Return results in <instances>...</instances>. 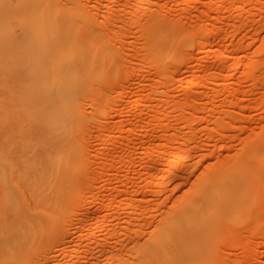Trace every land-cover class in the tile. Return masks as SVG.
Segmentation results:
<instances>
[{"label": "bare ground", "instance_id": "obj_1", "mask_svg": "<svg viewBox=\"0 0 264 264\" xmlns=\"http://www.w3.org/2000/svg\"><path fill=\"white\" fill-rule=\"evenodd\" d=\"M202 1L172 0L168 8L165 0H0V42L11 52L2 66L14 69L18 98L12 115L0 118V125L12 121L19 130L20 142H15L19 154L13 158L22 168L8 158L12 143L9 135H4L5 157L0 163L1 264L6 259L26 262L37 240V228L46 224L56 228L49 244L76 233L74 240H66L69 246L64 247L67 252L59 263L49 258L54 255L52 249L40 250L46 257L45 261L42 258L44 262L54 260L50 264H193L205 258L207 247L220 232L229 241L226 245L238 247V254H242L240 258L219 255L222 263H261L264 250L257 249L259 242L253 237H261L264 247V123L257 131L241 127L243 132L248 131L240 143L236 142L237 147L232 144L236 136L228 128L231 121L240 119L236 116L241 105L238 95L246 92L240 83L249 81L253 88L264 86V34L256 36L254 51L239 53L250 32L246 27L253 24L254 16L249 20L248 12L254 9L258 22L264 21L260 18L264 0ZM65 4L73 10L68 18L77 24L84 82L81 88L79 83L69 82L68 67L61 57ZM192 7L202 8L197 19L188 16ZM170 9L176 14L168 17ZM192 17L198 22L188 27L184 22ZM16 25L23 31L22 45L11 43L10 30ZM259 29L255 26L254 30ZM240 30L244 35L236 39ZM218 37L228 41L226 53L214 59L212 71L206 69L208 73L196 68L202 71L196 74V69L189 67L190 74L184 79L187 95L177 100L170 93L175 99L171 102L166 89L169 74L175 69L172 62L187 63L196 58L202 63L204 53L217 48ZM232 53H239V60L245 62L241 60L244 63L238 65L240 61L228 57L234 60L227 63ZM127 60H137L134 63L138 65L124 66ZM223 68L225 72L220 75ZM149 70L155 73L153 83H149ZM234 71L240 75L236 86H231V80L229 86L214 84L219 75L226 81L234 78ZM122 82L132 98L124 108H134L130 111L135 113L124 123L110 124L105 118L117 103L112 101L110 91ZM135 83L142 88L149 86L147 92L131 90L130 85ZM199 86L209 90H202V103L196 107L193 103L198 96L193 90ZM120 93L123 96L124 92ZM156 93L164 95L158 94L164 97L159 100L161 104H153ZM221 95L216 103L214 98ZM77 96L84 99L78 109ZM252 103L259 118L264 117V96ZM85 134L91 141L92 137L97 139L99 150L93 152ZM232 145L234 153H224ZM191 155L197 158L190 163L187 160ZM76 156L81 158L78 164ZM186 161L192 164L191 170L183 167L187 173L182 174L189 178L176 179V183L187 184L178 188L179 193L177 190L168 206L167 185L172 180L175 183L179 168L188 167ZM193 168L198 173L190 178ZM254 183L256 196L250 206L255 210L250 209L251 217L243 219ZM148 195L157 200L154 205L159 209V217L154 223L151 220L152 224V215L144 214L148 204H140ZM96 203L98 206L89 213L87 207ZM61 205L64 210L60 212ZM145 219L151 225L148 231L141 229ZM248 219L254 222L244 235L242 224ZM64 226L65 234L60 231Z\"/></svg>", "mask_w": 264, "mask_h": 264}, {"label": "rangeland", "instance_id": "obj_2", "mask_svg": "<svg viewBox=\"0 0 264 264\" xmlns=\"http://www.w3.org/2000/svg\"><path fill=\"white\" fill-rule=\"evenodd\" d=\"M161 3H164V0H159ZM166 2L165 3H167L168 5V8H170L171 7V4L169 3V2H171L172 0H165ZM204 1H206V0H203L202 2H204ZM226 1V0H225ZM228 1V0H227ZM200 4H201V2H200ZM169 5H170V7H169ZM203 5H205V3H202V7H203ZM200 7H201V5H200ZM198 8V7H192L191 9L189 8L188 9V11L189 10H191V11H189L191 14H189L188 16H196V19H197V17L199 16H197V14H200L201 13V10L200 9H202V8ZM247 7V5H245V8ZM173 8V7H172ZM195 8V9H194ZM196 8H198V9H196ZM248 8H250V5H249V7ZM247 9V8H246ZM64 10H65V13H66V19H65V21H64V31H63V36H62V38H63V43H64V48L62 49V55H61V57H62V62L64 63V65L66 66V67H68V73H69V75H70V79H69V82H71V83H74V84H78L79 83V85H78V88H81V85H82V83H84L83 81H82V79H81V75H80V69H81V65H80V55H81V52H80V50L77 48V37H76V28H77V24H76V21H71L70 20V18H68V14H70V12H72L73 10H71L70 8H69V5L68 4H65L64 5ZM224 10V12L225 13H227L228 11L227 10H225V9H223ZM253 10L254 9H251L250 8V12H248V16H254L253 18L255 19V22H254V19H253V24H251L250 22H248V26L246 27V29L248 28L249 29V31L251 32H247L246 30H244L245 32H247L246 33V35H245V37L247 38V41L245 42L246 43V46L245 45H243L242 47L244 48L245 47V49H243V48H241V49H239V53H240V55L241 54H243V52L245 51V52H248V53H251L252 51H254V49L256 48V44L258 43V40H257V35H259V36H262L263 34H264V21L262 22L261 20H260V23L258 22V17H259V15L257 16L256 14H255V12H253ZM227 11V12H226ZM252 11V12H251ZM187 12V11H186ZM200 12V13H199ZM224 12L222 13V11H221V13L222 14H224ZM230 12V11H229ZM228 12V13H229ZM168 15L166 14V16H171V14L170 13H173V15L172 16H174L176 13H175V11H173V12H171V9H170V12H169V10H168ZM175 13V14H174ZM188 13V12H187ZM217 13V12H216ZM231 13V12H230ZM251 13V14H250ZM253 13L256 15H253ZM183 14H185L184 12H183ZM218 14V13H217ZM217 14H215V12H214V14L213 15H217ZM187 15V14H186ZM201 15V14H200ZM226 15H230V14H226ZM247 16V18L249 19V20H252L251 19V16L250 17H248ZM261 16V15H260ZM261 19H264V13H262V16L260 17ZM259 18V19H260ZM191 19V18H190ZM187 20L188 22H184V23H186V25H188V27L190 26V25H192L193 26V24L195 23V21H196V19H195V17L193 18L192 17V20ZM239 21V20H238ZM238 21L236 20L235 22H237L238 23ZM241 21H242V19H241ZM256 21H257V23H256ZM196 22H198V21H196ZM240 22V21H239ZM262 22V23H261ZM254 23H255V25H254ZM196 24V23H195ZM258 24V25H257ZM251 25H253V27L254 28H252V26ZM255 26H256V30H258V28L259 27H261V30L258 32V31H255L254 29H255ZM191 27V26H190ZM243 31V32H244ZM258 34H257V33ZM135 35H138V33L136 32L135 33ZM242 35H244L243 33H242V31L240 30L239 32H237L236 34H235V38L236 39H239ZM10 36H11V38H12V42L11 43H13L14 45H22L23 43H24V41H25V38H24V35H23V31H22V29H21V25H16V26H12V29L10 30ZM246 38H245V40H246ZM128 39V38H127ZM226 46H228V41H226V40H222V37H218L217 38V48H215L214 50H210V52L208 51V53H204L205 55H206V58L203 60V62L202 63H198V61L196 60V58H194V60H191V61H188L187 63H183L181 60H175L174 62H172V64L175 66V69H174V71H171L170 72V74H169V83L167 84L168 85V89H166V90H169V91H167V92H169V96H170V93H171V95H172V97H174V98H177V100L178 99H180V100H182L186 95H187V93H188V91H187V89H186V86H185V80L187 79L186 77H188V75L190 74V71L188 70V69H190L189 67H193V70L194 69H202L203 70V72L202 71H200V73L198 72L199 70H194V73H196V74H201V72L204 74L205 73V71H206V73H208V70L209 71H212V64L214 63L213 61H214V59H217L218 57L217 56H221V54H225L226 52H225V48H226ZM128 53L129 52H133V50L132 51H130V50H126ZM222 52H225V53H222ZM244 52V53H245ZM193 53L196 55V54H198V52H197V50H193ZM201 53H203V52H201ZM221 53V54H220ZM239 53H237L236 54V56H234L235 55V53L233 54H231V56H227V58L226 59H228V57L229 58H231V57H235V61L237 60V62L238 61H240V62H238V65H242V63H244L245 61L243 60V59H241L240 58V60H239ZM220 54V55H219ZM250 55V54H249ZM6 57V58H5ZM10 57H11V52L8 50V48H7V46H5L3 43H1L0 42V118H2V117H4V116H10V115H12V112H13V109L14 108H16L17 106H16V102H17V100H18V98H16L17 97V95H16V93H15V81H16V73H14V69H11V66H8V65H6V66H2L3 65V63H4V58H5V60L7 59V58H9L10 59ZM217 57V58H216ZM232 60H234V58L232 59ZM232 60H229L228 59V61H226L227 63L228 62H230V61H232ZM244 61V62H242V61ZM137 60H132L131 61V63L130 62H128V60L127 61H124L123 62V65L124 66H132V65H138V64H136V63H138V61L136 62ZM134 62H136V63H134ZM227 63H223L224 65L225 64H227ZM241 63V64H240ZM126 64H128V65H126ZM223 65V66H224ZM150 69H152V68H150ZM206 69H208V70H206ZM211 69V70H210ZM197 71V72H196ZM149 73H147V75L151 78V80H150V82L149 83H153L154 81H155V73H154V71L153 70H149L148 71ZM225 72V68H223V72L221 71L220 72V75H221V73H222V75H223V73ZM234 73V75H233V77L235 78H229V79H227V81H226V79L224 78V76H220L219 75V78H216V80H214V82L216 81V83H214V84H218L217 86L219 87H221V86H223L222 84H224V83H226L225 85H227V86H229L228 85V83L230 82H232V85L231 86H236L237 85V81H236V79H237V77H238V75H239V73H238V71H234L233 72ZM159 76L161 77V76H163L162 74H159ZM240 76V75H239ZM221 77V78H220ZM222 77H223V79H222ZM185 79V80H184ZM223 80H225V82L223 81ZM229 80H231V81H229ZM157 81V80H156ZM229 81V82H228ZM228 82V83H227ZM122 85H120V86H118L116 89H112L111 91H110V95H111V98H112V101L114 100L115 102H117V103H114V104H116V105H114L115 107L113 108V110H112V112H111V115H109L108 117H106L105 118V120H106V122H110V124L113 122V123H124V121H126L127 120V118H129L128 116L129 115H132V112L133 111H130V109L128 110V111H130V112H128L127 111V109H125L124 108V106H127V104L129 103L130 104V102H131V95H130V93H129V87H127V85L125 84V82H122L121 83ZM214 84H212V85H214ZM219 84H221V85H219ZM248 84H250L249 83V81H242V84L240 83V87H241V89H243V91H246L245 93H243V92H241L240 91V93H239V95H238V97H239V102H238V106L240 105V107L238 108V110L240 111V112H237L236 114V116L238 117V118H240V119H235L236 121H231L229 124H230V127L228 128V132L229 133H232V134H234L235 136H236V139H234L235 138V136H233L232 137V139L231 140H233L234 139V141H232V142H230V144L232 143V144H234V146L235 147H237L236 146V144L237 143H240V140H241V138H243L247 133V131L249 130V128H252V129H254L255 131H257L259 128H260V126L264 123V117H261V118H259V115H258V110L257 109H255V108H253L252 107V105H253V99H257L258 97L259 98H262L263 96H264V86L262 87H257V86H255V87H257V88H253L251 85L249 86ZM215 85V86H216ZM264 85V84H263ZM131 87H130V89L131 90H133V89H138L139 91H140V93L141 92H144V93H146L147 92V90H148V87L149 86H146V87H144V88H142V86H140V85H137L136 83H135V85L133 84V85H130ZM203 88H200V86L197 88H195L194 90H193V94H195V95H197L198 96V98L196 99V101H194V105L196 106V107H199L200 106V104L202 103V97H201V92L203 93V91H206V90H209V89H206V87L205 86H202ZM166 88V87H165ZM250 88V89H249ZM252 89V90H251ZM203 90V91H202ZM247 90H249V91H247ZM119 91V92H118ZM120 92H124V94H123V96H120V95H122ZM195 92V93H194ZM248 92H249V94H248ZM119 93V94H118ZM127 94V95H126ZM157 94V95H156ZM155 95V97H154V100L156 101H153V104L154 103H157L158 104V102H159V100H160V98H164V97H162V96H160V98L158 97L159 95H163V94H160V93H156ZM159 94V95H158ZM246 94V95H245ZM125 95V96H124ZM247 95H249V96H247ZM164 96V95H163ZM168 96V99L169 98H171L172 100H171V102L173 101V100H175L174 98H172L171 96L169 97ZM78 97V96H77ZM166 97V96H165ZM222 97V95L221 96H216L215 98H214V100H216L215 102L216 103H218L219 102V100L218 99H220ZM79 98V97H78ZM157 99V100H156ZM205 99V97H203V100ZM218 100V101H217ZM242 100V101H241ZM66 101V100H65ZM113 101V102H114ZM83 103H84V99H83V97H81V98H79V100L77 101L76 100V103H75V106H77V109L78 108H81L82 106H83ZM160 104L162 103V101H160L159 102ZM170 104V103H169ZM63 105H66V104H63ZM112 106V105H111ZM109 107V106H108ZM159 107H160V105H159ZM161 107H163V106H161ZM245 108V109H244ZM253 108V109H252ZM159 109H161V108H159ZM87 111H89L90 110V107H88L87 109H86ZM131 110H134V108L133 109H131ZM237 110V111H238ZM257 111V112H256ZM133 113H135V112H133ZM239 113H242V114H239ZM240 115H242V116H240ZM258 115V116H257ZM251 116V117H250ZM256 117V118H255ZM259 120H258V119ZM245 119H247V121L245 120ZM1 124V123H0ZM246 124V125H245ZM247 125H249V127L247 126ZM252 125V126H251ZM245 128L244 130H246V129H248L247 131H242L243 129H240V128ZM247 127V128H246ZM13 132V134L12 135H10L8 132ZM19 130L16 128V126L13 124V122L12 121H9V122H7V123H4L3 122V124L2 125H0V163L2 162V158H4L5 157V140H4V138H3V136L4 135H9V137H10V141H11V143H12V150H11V154H10V157H8L9 159H10V161H11V163L12 164H14L16 167H20V170L22 169L21 168V164H20V162H19V160H16V159H14L13 158V156H15L16 158H18L17 157V155L19 154V151H18V147L16 146V144H15V142H20V134H19V132H18ZM78 132H79V130H78ZM92 134H93V132H92ZM199 134V133H198ZM88 135V136H87ZM201 134H199V136H200ZM87 136V138L86 139H88V141L90 142V143H92L91 144V148H92V150H93V152L94 151H97V150H99V148H100V146L98 145V144H96L98 141H97V139L95 140V138H94V140H93V137H92V141L90 140V137L91 136H89V134H85V137ZM138 136V135H137ZM237 136H238V138H237ZM139 137V136H138ZM239 137H240V139H239ZM199 139H203V135L199 138ZM239 141H238V140ZM237 142V143H236ZM228 143V142H227ZM192 144V143H191ZM229 144V145H230ZM238 145V144H237ZM210 146V145H209ZM233 146V145H232ZM234 146L233 147H231L230 146V149L228 150V151H223L224 153H230V154H232V153H234V149H232V148H234ZM211 147V146H210ZM138 154H139V152H138ZM194 155V154H193ZM196 155V154H195ZM12 157V158H11ZM196 158L197 157H195V156H189L188 157V160L187 161H189L190 163L191 162H194L193 161V159L194 160H196ZM190 159V160H189ZM186 161V162H187ZM81 162V158L80 157H78V156H76L75 157V163H80ZM189 162H187V164H188V167H187V165L186 166H182L181 168H179V172L181 173V175H180V173H178V171H177V169H176V173H178V175L180 176H178L177 178H175V183H174V180H172V181H170V185H167V189H169V192H168V190H166L167 191V193L166 194H168V196H169V194H170V197L169 198H167L166 200H165V203H166V205H170V202L172 203V200H173V198H174V196L177 194V190H178V193H179V189L178 188H180V187H182L181 186V183H184V182H181L180 183V181L181 180H183V181H186V178H189L188 176L186 177L185 175H186V173H187V171H185V170H183L184 168L183 167H185V169L187 168V170L189 171V169L191 168V166H190V168H189V165H192V164H190ZM88 165H91L90 163H88ZM92 165H93V163H92ZM191 170V169H190ZM182 171H183V173H184V171H185V175H183L182 174ZM192 172H193V174H192ZM192 172L191 173H189V174H191V175H189L190 176V178H193L194 177V175H196L197 173H198V169H192ZM181 176H184L185 178H181ZM149 178V177H148ZM146 179H147V177H146ZM179 180L180 179V181H179V183L180 184H177L176 182H177V180ZM147 180H149V179H147ZM169 183V182H168ZM174 184H176L175 186H174ZM185 184H187L186 182H185ZM185 184H184V186H185ZM178 185H180V186H178ZM169 186V187H168ZM183 186V187H184ZM252 186V185H251ZM174 187V188H173ZM177 187V188H176ZM175 189V190H174ZM255 189H256V185H255V183L253 184V186H252V189H251V191H250V197H249V202H248V205H247V208H246V210L242 213V218L244 219H246V218H249V217H251V214H252V211H254L255 210V208H251V206H250V204H253V197L255 198ZM175 191V192H174ZM264 197V196H263ZM68 198H69V196L67 195L66 196V198H65V201H64V203L68 200ZM172 198V199H171ZM146 200H143V201H140V204H148L147 205V207H148V209H147V213H144L145 214V216H149L150 214L152 215V218L149 220V219H147V220H149V223L151 222V220H153V223H154V221H156L157 220V218L159 217V216H156V215H158V213L157 212H159V209H157L156 207H155V205L154 204H156V202L155 201H157V200H155L154 201V197L153 196H150V195H148L146 198H145ZM171 200V201H170ZM96 205L98 206V204L96 203V204H94V205H92V204H90L88 207H87V209H88V211H89V213H92L94 210H95V207H96ZM168 205V206H169ZM157 210H156V209ZM60 212L62 211V210H64V206L63 205H61V207H60ZM155 209V210H154ZM252 211H251V210ZM250 210V211H249ZM149 211V212H148ZM156 211V212H155ZM62 216V213L61 214H59V218ZM68 216H70V214L68 215ZM136 216H138V214L136 215ZM147 216V217H148ZM154 217H156V218H154ZM62 218V217H61ZM91 220V219H90ZM90 220H88L87 221V224L90 222ZM145 222H144V224H145V226L143 225L142 227H141V229L143 230V231H148L149 230V228L151 227V225H147V221H146V219L144 220ZM91 222H92V220H91ZM253 222H254V220H251V219H248L247 221H246V223H244V224H242V226L244 227L243 228V230H242V234H244V235H246V233H247V231H246V228H250L251 226H253ZM150 224H152V222L150 223ZM147 225V226H146ZM89 227H91L92 226V224L90 223V225H88ZM150 226V227H149ZM102 226H100L99 228H101ZM134 227H136V226H134ZM62 228V227H61ZM67 229L65 226L62 228V229H60V228H58L57 230H59L60 229V231H62L64 234H65V229ZM40 229V230H39ZM55 227H54V225L53 224H46V225H43V226H40L39 228H37V230H36V242L34 243V245L32 246V249L30 250V257H29V259L28 260H26V262H24V261H21V260H10V259H6V261H5V263H3V264H28L29 262H34V263H29V264H46L47 263V261H49L48 262V264H50V263H52V261H54V260H52V259H55L56 261H54V263H59L60 261H62L63 260V253H66L67 251L66 250H64V249H66V248H64V247H67V246H69V243H67V242H69L68 240H70L71 241V239H75L74 237H76V236H74V235H76V233L72 236L71 235V237L69 238V239H56V240H58V241H56L55 243H53V244H49V242L51 243V242H53V240H51V241H49L50 240V237H51V235H52V233L55 231ZM60 234V233H59ZM62 234V233H61ZM60 234V236L62 237L63 236V234L61 235ZM59 236V237H60ZM65 236V235H64ZM63 236V237H64ZM146 236V234L144 235V236H142V237H145ZM60 237V238H61ZM58 238V237H57ZM259 238H261V237H253V239H254V242H259L260 243V241L262 240H259ZM66 240H67V242H66ZM228 239H227V237H226V235H225V233H222V232H220V233H218L215 237H214V239H213V242L207 247V253H206V255H205V258L201 261H199V262H195V263H193V264H224V263H222L221 262V260H219V259H221L220 258V256L219 255H223L225 258H227L226 256H229L230 255V257H234V256H236L237 258L239 257V256H241L242 257V254H238V253H240V249L238 248V247H233V246H227L226 244H228L229 243V241H227ZM256 240V241H255ZM55 241V240H54ZM228 242V243H227ZM58 243V244H57ZM60 243V244H59ZM256 244L258 247H257V249L260 251V250H264V247H262V244L260 243V244ZM56 244V245H55ZM225 244V245H224ZM62 245V246H61ZM55 246V247H54ZM55 248V249H54ZM62 248H63V250H62ZM45 249H52V251H54V255L53 256H51V257H49V258H52L51 260H47L46 262H44L46 259H44V258H46V257H44L43 258V253L41 254V251L43 252ZM57 249H58V251H57ZM68 249V248H67ZM41 250V251H40ZM62 250V251H61ZM135 250V249H134ZM40 251V252H39ZM57 251V252H56ZM64 251H66V252H64ZM37 252H39L40 253V255H39V253L38 254H36ZM57 254H56V253ZM134 252V251H133ZM53 253V252H52ZM234 254V255H233ZM50 255H52V254H50ZM217 255L219 256L218 258H217ZM63 256V257H62ZM32 257V258H31ZM41 257V258H40ZM53 257H55V258H53ZM1 258V257H0ZM35 258L37 259V260H35ZM42 258L44 259V261L42 260ZM60 258V259H59ZM240 258V257H239ZM31 260V261H30ZM35 260V261H34ZM41 260V261H40ZM59 260V261H58ZM29 261V262H28ZM41 262V263H40ZM42 262H44V263H42ZM260 264H264V251H263V253H262V256H261V260H260ZM0 264H1V261H0ZM95 264H107L106 263V261H104V262H102V261H100V262H96ZM154 264V263H153ZM228 264H230V263H228ZM247 264H252V262L251 261H248L247 262Z\"/></svg>", "mask_w": 264, "mask_h": 264}]
</instances>
